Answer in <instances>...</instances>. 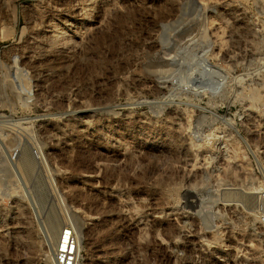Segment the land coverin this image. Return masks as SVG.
Here are the masks:
<instances>
[{"label":"rangeland","instance_id":"374dc122","mask_svg":"<svg viewBox=\"0 0 264 264\" xmlns=\"http://www.w3.org/2000/svg\"><path fill=\"white\" fill-rule=\"evenodd\" d=\"M0 174V264H264V0H0Z\"/></svg>","mask_w":264,"mask_h":264},{"label":"bare ground","instance_id":"6f19581e","mask_svg":"<svg viewBox=\"0 0 264 264\" xmlns=\"http://www.w3.org/2000/svg\"><path fill=\"white\" fill-rule=\"evenodd\" d=\"M186 9V8H185ZM191 9V8H190ZM193 10H195L196 9V7H194V8H192ZM182 12V11H181ZM183 13V12H182ZM186 15V14H185ZM179 23V22H178ZM166 33V32H165ZM165 33H164V35H165ZM163 39V38H162ZM164 40V39H163ZM166 40V39H165ZM197 73V72H196ZM202 81H204V80H206V86L211 90V91H213V92H215V93H218L219 94V92L221 91V89H222V86H223V82L224 81H222V75H221V73H220V71L219 70H217V69H214L213 68V70L211 69V71L209 70V71H202ZM156 74V73H155ZM200 74V73H199ZM167 78V77H166ZM224 78V77H223ZM162 79V78H161ZM163 79H165V78H163ZM199 79V77H196V79L195 80H198ZM225 80V79H224ZM165 81V80H164ZM11 83H8L7 82V86H12V85H10ZM5 85V84H4ZM224 88V87H223ZM227 89V88H226ZM222 93V92H221ZM226 94V93H225ZM216 95V94H215ZM253 95H255V94H253ZM248 97H249V95H248ZM247 97V98H248ZM253 98H255V96L253 97ZM251 97H250V101H251ZM255 101V100H254ZM21 161H22V164H23V168L25 169V171H27V173H32L33 171V168H32V166H31V163L26 159V157L23 155L22 156V158H21ZM3 170H5V173L8 175V168L6 167L5 169H3ZM23 170V169H22ZM24 171V170H23ZM1 175V174H0ZM235 197V196H234ZM233 197V198H234ZM246 200V199H245ZM251 200V199H250ZM69 217L71 218L70 220H71V223H72V227L74 228V231H75V234H76V238H77V241H78V245H79V238H80V234L82 233V229H83V223L81 222V220L75 215V213L73 212V211H71V212H69ZM154 218V217H153ZM50 220H52V222H49L50 223V225H52L51 227H53V229H54V232H53V234H54V236L53 237H50V241H48V248L50 249V250H52L53 248H55L56 249V247H57V244H58V239H59V235H60V231H61V225H57V221H56V224H55V221H53V217H51L50 218ZM49 220V221H50ZM53 223L55 224V225H53ZM65 225V224H64ZM52 229V228H51ZM50 229V230H51ZM49 233V232H48ZM50 234V233H49ZM54 249V250H55ZM52 252V251H51ZM79 257H80V246H79V248H78V260H79ZM46 261H45V263L46 264H54V262H53V259H52V257H51V255L48 253V255H46Z\"/></svg>","mask_w":264,"mask_h":264},{"label":"built area","instance_id":"2783aa9c","mask_svg":"<svg viewBox=\"0 0 264 264\" xmlns=\"http://www.w3.org/2000/svg\"><path fill=\"white\" fill-rule=\"evenodd\" d=\"M36 159L39 162L43 161L40 152H34ZM78 241L76 239L75 231L70 223L65 224L59 235L58 244L54 250V264H78ZM182 264V263H180ZM190 264H201L194 261Z\"/></svg>","mask_w":264,"mask_h":264}]
</instances>
